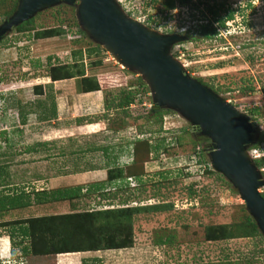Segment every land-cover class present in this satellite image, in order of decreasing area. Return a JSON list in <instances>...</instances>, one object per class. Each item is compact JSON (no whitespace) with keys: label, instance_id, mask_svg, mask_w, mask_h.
<instances>
[{"label":"rangeland","instance_id":"rangeland-1","mask_svg":"<svg viewBox=\"0 0 264 264\" xmlns=\"http://www.w3.org/2000/svg\"><path fill=\"white\" fill-rule=\"evenodd\" d=\"M16 1L0 0V25L14 11ZM113 1L128 17L126 11L137 8V14L132 16L144 26L147 16L158 23L157 29L151 30L180 37L169 53L187 75L201 80L207 88L211 86L215 91L209 88L212 92L254 123L253 143L245 148L253 163L252 151L264 148V0H188L170 11L162 9L164 0ZM76 4L59 2L32 17L34 30L60 28L62 34L57 37L32 40V32L14 28L0 39V167L6 171L3 184L9 189L49 190L58 184L57 180L49 183L51 178L83 171L87 164L95 169L124 165L127 158L120 156L130 152L136 139L147 140L151 146L148 173L144 174L135 164L131 170L134 188L132 182H117L104 191L103 197L90 195L10 211L0 216V224L28 217L117 208L119 204L171 207L134 215L129 248L69 257L24 256L20 253L24 242L17 245L19 238L8 240L10 228L0 227V264H61L64 258L69 264H264V238L260 233L214 242L204 239L206 227L233 226L248 215L237 191L221 175L205 174L203 169L209 162L204 150L209 140L192 130L176 112L158 108L161 124L159 128L153 124L157 116L148 113L152 98L146 86H138L140 82L144 84L140 75L121 67L86 35L75 16ZM212 6L215 20L206 11ZM230 13L224 27H218L216 21ZM202 23L216 27V35H197ZM94 46L100 51L85 58L84 50ZM79 50L83 53L85 76L98 79L102 90L81 93L75 79L53 82L49 90L54 105L57 104L54 118L41 120L40 114H29L22 125L17 103L40 100L48 104V89L43 88L49 80L48 68L71 64L70 55ZM97 61L99 65L95 64ZM33 86H40L44 93L34 94ZM126 86L137 89L134 101L126 110L116 109L113 98ZM77 118L80 121L75 123ZM196 143L203 154L195 167L189 156ZM89 147L104 150L83 152ZM77 149L83 153L75 152ZM145 159L142 149L135 163ZM255 168L264 181V169ZM137 176L139 180L135 179ZM104 179L103 174L98 181ZM258 192L264 193V187ZM114 195V200L109 199ZM124 198L127 201L119 203ZM127 229L125 225L119 227L118 241L128 237Z\"/></svg>","mask_w":264,"mask_h":264},{"label":"trees","instance_id":"trees-1","mask_svg":"<svg viewBox=\"0 0 264 264\" xmlns=\"http://www.w3.org/2000/svg\"><path fill=\"white\" fill-rule=\"evenodd\" d=\"M15 1V0H13ZM154 2V1H152ZM188 0H164L162 1V9L164 11H170L175 8L176 5L184 6ZM207 13L212 19L215 20L213 6L208 8ZM137 8H132L127 10L126 13L131 17L137 14ZM164 13V12H163ZM202 13V12H201ZM8 14V13H7ZM231 14H228L223 19L216 21L218 27L223 28L225 21L229 20ZM214 17V18H213ZM135 19L133 16L131 17ZM32 17L21 23L15 28L18 32L30 31L32 32L31 39L39 40L50 37H57L62 34L60 28L54 29H42L34 30L32 28ZM148 28L157 29L158 23L151 21L147 16V21L144 22ZM152 24L151 25H149ZM204 23V22H203ZM201 26L197 35H203L206 37H212L216 35L217 28H213L211 25L207 26V22ZM145 25V26H146ZM82 33V32H78ZM171 34V33H168ZM100 51L98 46L93 48H88L84 50V57L88 58L91 54H97ZM79 50L76 53H72L71 64L50 66L47 70L46 77L50 82L61 81L64 79H75L77 81V86H80L81 93H93L102 90V86L99 80L93 77L85 76V70L82 65V55ZM50 60L49 57L46 58ZM99 65L100 62H95ZM140 81V80H139ZM197 82L206 86L201 80L196 79ZM139 87L145 88V85L141 82L138 84ZM208 87V86H206ZM134 86H126V88L119 95L114 96L113 101L115 102L114 108H120L126 110L132 105L135 97V91L137 89ZM211 90L212 87L209 86ZM214 91V90H213ZM32 92L36 95H41L40 86H33ZM215 92V91H214ZM48 104L43 103L40 100L36 102H24L25 104L17 103L19 108L20 122L23 125L26 121V117L31 114H40L41 120H46L49 117L54 118V102L52 95H46ZM25 108H29L24 111ZM31 108V109H30ZM47 109H50L48 112ZM149 115L157 116L156 121L153 124H157L158 128L161 124L162 114L158 108L153 104H149L148 108ZM161 114V115H160ZM80 119H76L75 123H78ZM78 125V124H77ZM193 130L197 131L196 128ZM143 134V133H142ZM140 134V135H142ZM253 143V139H252ZM124 147V146H123ZM149 142L147 140L136 139L131 143L130 152L126 155L129 157L127 164L122 167L112 166L105 168V179L104 181L94 182L86 185H77L72 187H63L51 190H35V189H15L6 188L5 168L0 167V216L10 211L25 210L32 206H42L52 203L70 202L76 200L80 197L96 195L104 196V191L108 189L110 185L117 182H130L134 178L131 174L132 167L138 164L139 168L144 171L145 163L149 162L150 148ZM193 149L194 152L189 159H197L201 161V155L203 151L200 146L196 143ZM99 150H104L103 148H98ZM95 148H88L85 152L98 150ZM145 151V160H137L138 153L141 150ZM157 149V148H155ZM196 149V150H195ZM88 150V151H87ZM33 151V149L31 150ZM30 152V150H27ZM75 152L83 153L81 149H77ZM255 167L264 169V157L257 158L253 160ZM205 174H212L213 172L206 167L205 164ZM203 171V172H204ZM139 180V177L137 178ZM133 181V180H132ZM134 182V181H133ZM123 186V185H121ZM119 186V190H121ZM262 199H264V193H259ZM111 200L115 199V195L109 198ZM127 198L120 200L119 203L126 202ZM117 208L110 209H91L88 211L81 212H71L67 214H56V215H46V216H36L28 217L20 220L4 222L0 224V227H9V233L7 235L8 240L13 241L14 237L19 238L20 242L17 245L23 243V247H20V253L24 256L30 255L32 257H46L51 255L60 254H72V253H86L91 251H105V250H118L129 248L132 245V237L130 232V225L134 215L141 213H156L169 209L171 206H164L163 204H150L144 206H126V204H119ZM111 206V205H108ZM125 225L128 227V237L124 240L118 241L116 239L118 234V229L120 226ZM259 232L251 220V218L246 215L244 219L233 226L230 225H214L206 227L204 229V239L206 241H223L234 238H250L258 236Z\"/></svg>","mask_w":264,"mask_h":264},{"label":"water","instance_id":"water-1","mask_svg":"<svg viewBox=\"0 0 264 264\" xmlns=\"http://www.w3.org/2000/svg\"><path fill=\"white\" fill-rule=\"evenodd\" d=\"M62 2H77L80 27L101 45L121 67L135 71L148 89L156 108L177 113L200 136L211 170L237 191L245 211L264 238V181L245 148L252 143L254 123L206 86L192 79L170 55L180 40L177 34L161 35L124 15L113 0H17L14 11L0 25V39L37 12Z\"/></svg>","mask_w":264,"mask_h":264},{"label":"crops","instance_id":"crops-1","mask_svg":"<svg viewBox=\"0 0 264 264\" xmlns=\"http://www.w3.org/2000/svg\"><path fill=\"white\" fill-rule=\"evenodd\" d=\"M43 85H44L43 88L46 87L48 89V94L49 95H52V93L50 92L49 88H51V85H53V82H50L48 80V81H45V84H43ZM54 101H56V100H54ZM56 106H57V104H56ZM56 111H57V109H56ZM85 150L86 149L84 148L83 152H85ZM126 155L127 154L124 152V154L120 156L121 159H123L125 157L127 158L126 161L124 162L125 164H127L128 160H129L128 156H126ZM147 163H145L144 168H143V170H144L143 173L144 174L148 173ZM87 165H88V168L85 169V170H83V171L71 172L69 174L68 173H65V174H63L61 176L60 175L59 176L57 175L56 177L51 178V180L49 181V183H54V180H57L56 181V184L57 183L58 184H57L56 187H53L50 184L51 187H49V190H51V189H57V188H63V187H72V186H77V185H86V184L94 183L95 181L97 182L99 180V177H101L103 174L105 176V168L95 169V168L90 167L89 164H87ZM122 166L123 165L118 166V167H122ZM98 182H100V181H98ZM62 183H64V184H62ZM41 189L38 188V190H41ZM52 204H57V203H52ZM47 205H50V204H47ZM72 254L73 255H77V254H80V253H72ZM69 255L70 254H60V255H56V256H60V257H65L66 256V257H69ZM61 264H69V261L68 260H65V258H64L62 260V263Z\"/></svg>","mask_w":264,"mask_h":264},{"label":"clouds","instance_id":"clouds-1","mask_svg":"<svg viewBox=\"0 0 264 264\" xmlns=\"http://www.w3.org/2000/svg\"><path fill=\"white\" fill-rule=\"evenodd\" d=\"M131 18V17H130ZM133 19V18H132ZM135 20V19H134ZM193 129V128H192ZM196 150V149H195ZM264 150V148H262L261 150H256L257 152H259L260 154L262 153V151ZM249 155V154H248ZM250 157V156H249ZM252 157V156H251ZM260 157H264V155H260L259 157H252V159L253 160H256L257 158H260ZM189 160H192V163H193V166H197V162H199V160H197V159H189ZM206 167H208L210 170H211V168H210V166H209V163H207L206 164ZM212 171V170H211ZM213 172V171H212ZM130 182H132V183H134L132 180H130ZM134 187H136V185H135V183H134V185L132 186V188H134ZM132 205L131 206H138L139 205V203L137 204V205H134V203H131ZM139 206H143V205H139Z\"/></svg>","mask_w":264,"mask_h":264},{"label":"built area","instance_id":"built-area-1","mask_svg":"<svg viewBox=\"0 0 264 264\" xmlns=\"http://www.w3.org/2000/svg\"><path fill=\"white\" fill-rule=\"evenodd\" d=\"M136 20V19H135ZM253 152V155H252V157L254 158V157H259V153L256 151V150H253L252 151ZM261 155V154H260Z\"/></svg>","mask_w":264,"mask_h":264},{"label":"flooded vegetation","instance_id":"flooded-vegetation-1","mask_svg":"<svg viewBox=\"0 0 264 264\" xmlns=\"http://www.w3.org/2000/svg\"><path fill=\"white\" fill-rule=\"evenodd\" d=\"M193 130V129H192ZM195 131V130H194Z\"/></svg>","mask_w":264,"mask_h":264}]
</instances>
